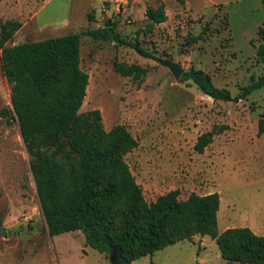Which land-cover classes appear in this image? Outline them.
<instances>
[{
    "label": "rangeland",
    "instance_id": "rangeland-1",
    "mask_svg": "<svg viewBox=\"0 0 264 264\" xmlns=\"http://www.w3.org/2000/svg\"><path fill=\"white\" fill-rule=\"evenodd\" d=\"M157 5L165 21L147 32L145 8ZM0 20L20 23L7 46L95 29L107 21L119 38L136 40L182 71L201 70L231 96L264 73V56H256L257 46H264L256 33L264 29L260 0H1ZM113 61L135 64L145 74L122 77L113 71ZM160 61L80 37L79 68L87 85L78 112L97 110L103 130L122 125L136 140L122 159L146 202L174 189L178 200L216 192L218 231L223 225H249L264 238V135L256 136L264 87L237 102L214 101L190 81L174 80ZM9 89L0 69V113L9 109ZM210 130L219 133L195 153L196 137ZM0 227V264H110L78 231L47 235L17 125L1 114ZM129 264L238 263L219 258L209 237L193 235Z\"/></svg>",
    "mask_w": 264,
    "mask_h": 264
},
{
    "label": "trees",
    "instance_id": "trees-1",
    "mask_svg": "<svg viewBox=\"0 0 264 264\" xmlns=\"http://www.w3.org/2000/svg\"><path fill=\"white\" fill-rule=\"evenodd\" d=\"M260 4L264 13V0ZM93 12L88 13V21ZM144 13L147 32L153 24L165 21L161 5L148 6ZM19 27L16 20H0V69L10 86L9 109L0 114L17 125L49 237L78 231L89 248L107 258L110 249L118 246L130 263L193 235L207 236L226 262L264 264L262 236L247 227L218 232L216 193H191L178 200L179 192L174 189L146 202L122 159L137 146L136 140L122 125L103 130L97 110L78 112L87 85V75L79 68L80 37L125 46L157 62L158 58L136 40L119 38L113 26L7 46ZM256 33L264 41V29ZM256 56L263 58L262 44L257 46ZM112 68L132 79L145 74L135 64L113 61ZM184 81L214 101L237 102L264 87V73L235 96L214 87L207 74L192 67L182 71L179 82ZM218 133L210 130L200 134L192 150L202 153ZM260 135H264V112L256 121V136Z\"/></svg>",
    "mask_w": 264,
    "mask_h": 264
},
{
    "label": "water",
    "instance_id": "water-1",
    "mask_svg": "<svg viewBox=\"0 0 264 264\" xmlns=\"http://www.w3.org/2000/svg\"><path fill=\"white\" fill-rule=\"evenodd\" d=\"M109 27V23L107 21H104L101 28L105 29ZM161 65L165 67L174 80H178L181 76L182 69L175 63L169 60H161ZM0 236H4L3 228L0 227ZM108 261L110 264H129L128 261H126L121 254V250L118 246L112 247L108 253Z\"/></svg>",
    "mask_w": 264,
    "mask_h": 264
},
{
    "label": "crops",
    "instance_id": "crops-1",
    "mask_svg": "<svg viewBox=\"0 0 264 264\" xmlns=\"http://www.w3.org/2000/svg\"><path fill=\"white\" fill-rule=\"evenodd\" d=\"M212 192H209V193H206V194H211ZM214 193V192H213ZM216 193V192H215ZM206 194H204V195H206ZM217 194V193H216ZM218 195V194H217ZM199 196H201V195H199ZM218 200H219V197H218ZM219 205V204H218ZM217 213V212H216ZM241 227H246V226H239V227H237V228H241ZM250 226L249 225H247V228L252 232V230L249 228ZM227 228H231V227H229V226H226V225H223L222 226V229L220 230V231H218V232H221V231H223V230H225V229H227ZM204 236H198V239L199 240H201L202 238H203Z\"/></svg>",
    "mask_w": 264,
    "mask_h": 264
}]
</instances>
